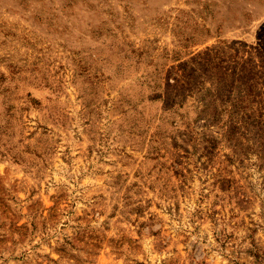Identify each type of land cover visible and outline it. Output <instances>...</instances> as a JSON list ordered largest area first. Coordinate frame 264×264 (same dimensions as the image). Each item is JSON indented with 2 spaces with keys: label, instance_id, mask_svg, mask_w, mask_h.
Instances as JSON below:
<instances>
[{
  "label": "rangeland",
  "instance_id": "374dc122",
  "mask_svg": "<svg viewBox=\"0 0 264 264\" xmlns=\"http://www.w3.org/2000/svg\"><path fill=\"white\" fill-rule=\"evenodd\" d=\"M0 264H264V0H0Z\"/></svg>",
  "mask_w": 264,
  "mask_h": 264
}]
</instances>
